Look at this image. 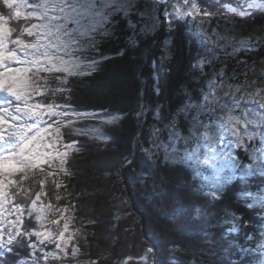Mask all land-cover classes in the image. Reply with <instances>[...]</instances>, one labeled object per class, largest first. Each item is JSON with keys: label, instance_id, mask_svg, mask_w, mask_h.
<instances>
[{"label": "snow or ice", "instance_id": "6c2138e0", "mask_svg": "<svg viewBox=\"0 0 264 264\" xmlns=\"http://www.w3.org/2000/svg\"><path fill=\"white\" fill-rule=\"evenodd\" d=\"M212 6L221 8L223 14L213 16L205 11L202 0H0V264H50L68 256L76 233L65 236L67 221L63 230L46 229L52 206L40 202L44 181H39L40 191L34 199L25 182L38 175L46 179L56 168L70 175L64 165L72 153L100 149L97 143L65 141L62 127L69 135L103 140L110 149L116 138L87 122L117 126L128 117L135 119L132 147L127 154H119L118 163L106 156L105 172L119 174L131 168V182L142 187L134 197L127 190L113 197L120 207L111 226L119 223L120 213L140 221L147 208L153 232H191L187 238L193 243L199 239L200 251L208 256L217 254L219 240L230 255L236 251L235 259L227 264H264V86L249 76L250 71L255 75L258 62L250 65L237 58L239 53H257L264 48V24L258 30H248L247 25L248 17L264 11V0H239L235 6L215 0ZM161 29L167 36L160 44L159 67L168 73L173 41L183 36L196 53L191 67L206 78L200 96L194 98L185 89L187 98L181 106L169 117L157 106L147 124L149 108L144 103L129 111H81L73 103L75 93L69 77H93L103 72L105 62L124 56L138 44V37ZM126 32L131 33L125 35L126 46L114 54L106 53L104 46L118 43ZM230 59L235 65H230ZM259 63L264 65V61ZM151 66L152 88L159 95L156 62ZM238 75L243 76V83L228 82L236 81ZM55 97L62 102H49ZM138 149L143 152L139 161L135 155ZM171 174L179 177L172 181L175 187L168 186ZM254 177L259 178L255 192L250 187ZM230 184L241 185L239 195L251 200L246 207L260 206L258 220H245L243 213L233 212L227 221L231 227L223 229L224 221L215 219L217 202L223 204ZM65 211L60 210L61 219ZM49 223L55 225L59 220ZM242 229H251L245 239L254 242L252 249L230 239ZM144 240L148 242V235ZM48 244H53L54 250L46 251ZM178 250L179 245L169 248L172 253ZM79 251L73 246L71 256L75 258ZM249 256L252 259H241ZM176 259L165 256L156 241L148 242L144 249V264H173Z\"/></svg>", "mask_w": 264, "mask_h": 264}, {"label": "trees", "instance_id": "16d2710c", "mask_svg": "<svg viewBox=\"0 0 264 264\" xmlns=\"http://www.w3.org/2000/svg\"><path fill=\"white\" fill-rule=\"evenodd\" d=\"M202 2L205 11L210 12L213 16L223 14L221 8L212 6L215 0H202ZM238 2L239 0H221V3H229L233 6ZM134 19L136 18L134 17ZM261 24H264V11H256L254 15L247 18L248 30L253 27L258 30ZM130 34V32H126L121 35L118 43L105 45L106 53L114 54L119 48L125 47V35ZM165 36L167 33L163 29L155 34L141 35L138 37V44L134 48H129L124 56L105 62L106 67L103 72L94 74L93 77H69V82L73 85L75 93L73 103L78 104L81 111H101L102 109L129 111L137 108L139 103H144L149 108L146 115L147 124L152 122V115L157 106L161 108L165 117H169L171 112L181 106L187 98L185 89L194 98L200 96L201 89L205 87L206 78L201 76L199 70L191 67L192 58L196 53L183 36L178 35L173 41L172 58L166 64L169 69L168 73L165 74L159 67L161 63L160 44ZM237 58L246 59L250 65L253 61H257L256 67H263L264 65L259 62L264 61V48L257 53L242 52L238 54ZM153 61L157 64L156 74L159 76L161 88L159 95H156L152 88L154 80L151 65ZM229 62L230 65H235V60L230 59ZM240 71L241 69H237V72ZM142 89L143 95L141 96ZM51 99H55L57 103L62 102L59 97L50 98L49 102ZM87 123L92 127L98 126L101 132L114 136L116 138L115 146L109 149L105 147L103 140L80 137L74 133L69 135V130L62 127L61 132L64 133L65 141L78 139L89 145L97 143L100 145V149L92 147L83 153H72L64 165V168L71 173L70 175H65L63 171L56 168L53 169V175L46 179L44 175H38L30 177L25 182V186L31 188L34 199L35 193L40 191L39 181H44L40 202L52 206V210L47 213L45 228L54 232L63 230V225L67 221L68 230L65 232V236L76 233L69 244L68 256L65 257L61 254V260L50 261V264H65L67 261H71V264H88L92 260H95L97 264H124L125 261L127 264H144V249L151 241H156L161 245V251L165 256L177 258L173 264H182L184 261H197L200 264H213V262L227 264L229 259H235V249L230 255L226 245L219 240L216 247L217 254L208 256L200 251L201 241L199 239L193 243L187 238L192 235L191 232L186 235H172L171 233L161 235L159 231H151L147 208L143 209L144 216L140 221L120 213L122 218L113 228L111 224L115 221L112 220V217L117 214V209L120 207V201L114 200L113 197H120L121 190H127L128 194L134 197L142 185H134L131 182L133 179L131 168L126 167L119 174L116 171L107 174L105 172V157L110 156L118 163L119 154L129 152L132 147V135L135 132V119L128 117L121 122V125L117 126L99 125L98 121ZM144 136H146V127L141 137L142 140ZM107 143L112 144L111 141ZM144 146L146 147L147 144L145 143ZM135 155L139 161L143 157V152L138 149ZM240 156L245 161L247 160L243 151L240 152ZM144 158L146 159V157ZM174 180H179V177L171 174L168 180L169 187H175V184L172 183ZM56 183H60L61 187L57 188ZM258 185L259 178H252L250 187L253 192ZM240 192L241 185L230 184L226 186L223 204L217 202L215 219L224 221L223 229L231 227L227 221L231 219L233 212L243 213L245 220L259 219L260 206L246 207L251 203V200L239 195ZM57 196L61 198L57 200ZM137 207L140 205L137 204ZM65 208L67 211L63 212L64 218L61 219L60 210ZM52 219L59 220V223L55 225L49 223ZM92 220L96 222L91 223ZM32 222L35 224L34 220ZM247 231H251V229H242L233 233L230 239L238 245L252 249L254 242L245 239ZM145 235H148V242L144 240ZM171 245H179L180 250L175 253L170 252ZM73 246L80 249L75 258L71 256ZM54 248L53 244H48L45 250L51 251ZM193 248L196 250L193 251ZM241 259H252V257H241Z\"/></svg>", "mask_w": 264, "mask_h": 264}, {"label": "rangeland", "instance_id": "374dc122", "mask_svg": "<svg viewBox=\"0 0 264 264\" xmlns=\"http://www.w3.org/2000/svg\"><path fill=\"white\" fill-rule=\"evenodd\" d=\"M239 54H241V53H239ZM254 72H255V75H253L252 71L249 72L250 78L257 79L258 80V85L259 86H264V84H260V80L264 79V66L263 67H256L255 66ZM243 80H244L243 76L239 75V76H237V80L236 81H231L230 83H236V82L243 83ZM250 90L254 91V89H250ZM206 175H209V173H207Z\"/></svg>", "mask_w": 264, "mask_h": 264}]
</instances>
